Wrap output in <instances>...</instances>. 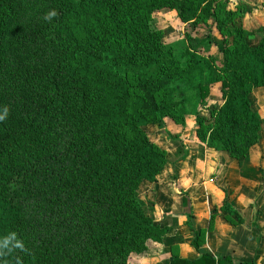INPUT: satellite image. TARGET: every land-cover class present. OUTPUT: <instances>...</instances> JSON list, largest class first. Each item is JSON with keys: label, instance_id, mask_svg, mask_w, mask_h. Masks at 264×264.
I'll return each instance as SVG.
<instances>
[{"label": "trees", "instance_id": "1", "mask_svg": "<svg viewBox=\"0 0 264 264\" xmlns=\"http://www.w3.org/2000/svg\"><path fill=\"white\" fill-rule=\"evenodd\" d=\"M166 11L184 24L210 21L221 39L218 68L196 50L184 62L171 55L151 27L152 15ZM240 12L229 0H0V110L8 109L0 120V236L15 232L25 245L0 264H129L149 241L161 242L167 228L137 197L168 164L147 125L160 124L184 148L164 118L183 127L190 107L206 147L239 159L259 143L262 120L249 95L264 87V36L252 44L253 32L236 24ZM217 83L222 102L210 105V127L198 107ZM174 185L191 226L176 172ZM220 210L242 222L226 197ZM202 237L195 231L196 249Z\"/></svg>", "mask_w": 264, "mask_h": 264}, {"label": "crops", "instance_id": "2", "mask_svg": "<svg viewBox=\"0 0 264 264\" xmlns=\"http://www.w3.org/2000/svg\"><path fill=\"white\" fill-rule=\"evenodd\" d=\"M229 4L232 7L241 5L236 24L252 31L254 35L249 36V40L252 44L257 43L264 36V0H229ZM259 116L263 126L264 115ZM235 165L233 158L213 162L207 161V157L187 156L173 163L172 179L167 183L159 177L156 182H145L156 189L151 212L155 221L167 228V234L161 242L149 241L146 251L131 254L129 264H171L172 257L187 261L175 264H216L224 259L228 260L225 264H264V186L260 184L264 181V157L260 164L251 160L252 166H261L262 175H255L256 179L262 180L258 183L255 179L240 177ZM209 170L213 177L207 180ZM233 171L234 179L230 177ZM175 172L179 186L190 199L191 226L186 215L179 214L187 209V204L174 185ZM225 197L241 216V223H232L231 220L237 218L220 210ZM214 211L216 214L210 221ZM199 230L203 237L196 249L193 241L195 231ZM203 253L212 260L196 261Z\"/></svg>", "mask_w": 264, "mask_h": 264}, {"label": "rangeland", "instance_id": "3", "mask_svg": "<svg viewBox=\"0 0 264 264\" xmlns=\"http://www.w3.org/2000/svg\"><path fill=\"white\" fill-rule=\"evenodd\" d=\"M151 27L158 29L162 33V42L170 50L171 55L175 58H180L182 62L185 61L183 53L187 50H196L201 55H208L215 67H219L223 61V54L220 51L221 39L220 35H215L216 29L212 26L210 21L208 22H198L195 24H186L181 22L177 17L175 11L166 12H155L152 15ZM259 34V32H256ZM254 35V33H252ZM219 36V37H218ZM214 38L218 41L214 42ZM211 98H208V102L199 108L201 115L208 121L209 126L212 127L214 121L211 117V112L213 107L218 106L221 102L220 84L217 83L212 87ZM252 108L258 113L264 115V88L258 87L252 90L249 95ZM211 100V101H210ZM210 105H214L210 107ZM189 113L185 116V126L179 127L176 125L172 119L165 117V126L170 130L173 135H176L184 148H181L177 142L170 144L171 142L166 138L164 134L163 127L160 124H150L144 127L147 137L150 141L157 144L166 151V157L168 159V164L165 166L162 173L158 176L165 183L172 179L173 175V163L179 161L181 155L186 152L185 157L188 158H205L212 160L213 162L223 160L226 158H233L227 152L221 150H215L206 147L197 137L196 130L198 124L196 118L193 115V111L188 107ZM178 128V129H175ZM184 157V158H185ZM264 157V124L260 131V141L259 143L252 147L244 156L239 159L233 158L238 167V174L242 178L255 179V183L262 181L260 178L256 179L257 174L262 175L260 165H251V160L255 159L258 164L261 163ZM248 164V165H247ZM211 170L206 174L205 179H210L213 177ZM209 174V175H208ZM264 174V173H263ZM234 171L230 175L234 179ZM210 177V178H208ZM261 186L264 181H262ZM156 189L154 185H149L147 183H142L137 191V197L141 201L143 209L147 212L151 211L154 195Z\"/></svg>", "mask_w": 264, "mask_h": 264}, {"label": "clouds", "instance_id": "4", "mask_svg": "<svg viewBox=\"0 0 264 264\" xmlns=\"http://www.w3.org/2000/svg\"><path fill=\"white\" fill-rule=\"evenodd\" d=\"M57 15L56 11L50 10L44 15L45 20H51ZM8 114V109L5 107L0 110V120H4ZM14 250H25L24 242L17 237L15 232H11L7 235L0 236V257H4L8 254L13 253ZM16 264H21L19 258L17 257Z\"/></svg>", "mask_w": 264, "mask_h": 264}, {"label": "built area", "instance_id": "5", "mask_svg": "<svg viewBox=\"0 0 264 264\" xmlns=\"http://www.w3.org/2000/svg\"><path fill=\"white\" fill-rule=\"evenodd\" d=\"M216 264H220V263L217 261Z\"/></svg>", "mask_w": 264, "mask_h": 264}]
</instances>
